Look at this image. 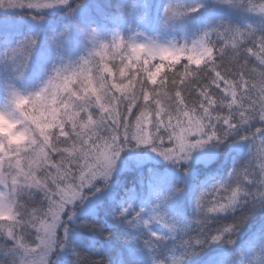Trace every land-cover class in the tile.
I'll return each mask as SVG.
<instances>
[{"label": "snow or ice", "instance_id": "snow-or-ice-1", "mask_svg": "<svg viewBox=\"0 0 264 264\" xmlns=\"http://www.w3.org/2000/svg\"><path fill=\"white\" fill-rule=\"evenodd\" d=\"M17 9L31 26L0 38V114L24 125L0 141V264H244L245 230L264 239V0H0ZM50 12L66 22L44 36ZM222 146L242 158L193 177L194 153ZM129 149L138 187L114 190Z\"/></svg>", "mask_w": 264, "mask_h": 264}, {"label": "trees", "instance_id": "trees-1", "mask_svg": "<svg viewBox=\"0 0 264 264\" xmlns=\"http://www.w3.org/2000/svg\"><path fill=\"white\" fill-rule=\"evenodd\" d=\"M96 3L101 4H107L112 3L115 4L116 0H96ZM4 11L0 12V15H3ZM16 13V12H15ZM14 14V13H13ZM26 16V15H24ZM52 19L51 24L49 25H43V33L44 36H51L53 34L52 29H59L65 22V18L63 17L62 13H55L50 15ZM30 26H23L19 29H1L0 30V38H2L5 34H12L18 30H26ZM5 75V68L3 64H0V80L3 79ZM3 103V98L0 96V104ZM231 147L228 146H222L220 149H217V158L216 160L211 163L208 166H204L200 163H193V177H199L203 178L204 176L213 174V173H219V174H226L227 170L231 167L232 159L235 158H242V153H238L237 150H230ZM135 151L134 149L125 150L121 154L122 158L125 160L126 164H128V167L125 168L124 171H118L113 174V178H117L116 180H119L118 187L116 190H123L125 188L131 187L133 185H137V179L140 174V170L136 169L132 166V163L128 160L129 152ZM149 164L157 169H164L165 167H168L163 161H149ZM87 191V190H86ZM105 204L107 205V201H105ZM188 215V211L185 213ZM98 217L102 219L108 226H111V228L118 229L120 232H123L124 230V222L120 219L118 212H115L111 209L110 205H108L105 210H102L98 212ZM84 221L86 223H97V219L93 218L90 215L87 214H81L78 213V219L77 222ZM108 230V229H106ZM252 229H246L244 232V237H246L249 232ZM80 235L90 241H96L98 244H106L107 241L105 240V237L101 235V233L93 230L91 232L87 230H80ZM112 242H115V234L111 238ZM209 253L206 252L207 255ZM99 258V257H94Z\"/></svg>", "mask_w": 264, "mask_h": 264}, {"label": "clouds", "instance_id": "clouds-1", "mask_svg": "<svg viewBox=\"0 0 264 264\" xmlns=\"http://www.w3.org/2000/svg\"><path fill=\"white\" fill-rule=\"evenodd\" d=\"M235 2V0H234ZM161 43H166L168 41H172L173 43H176L177 45L184 43L180 39V35L177 34H171L163 37L158 38ZM49 68H51V65H49ZM44 79H47V76L44 77ZM17 88L19 91L27 94L28 92L34 91L32 88L24 89L20 88L19 84H17ZM51 91V90H49ZM5 103L3 100L2 105ZM0 105V106H2ZM9 112H12L14 116H18V113H15L11 108L8 109ZM24 125H19L16 128H13L12 124L9 122V120L5 117V115L0 114V141H2L5 145H8L9 141L15 136L16 131L22 129ZM13 149L15 148V145L11 146ZM77 222V221H76ZM84 221H80L77 223H81ZM257 231H250L249 234L244 237L243 236V241L242 244L244 245L243 247V252H244V257L243 261L244 264H264V250L259 251L258 253V259H253L254 256L257 255V253H254L252 251V244L259 245L260 243H264V239H256L257 236ZM57 264H61V262H57Z\"/></svg>", "mask_w": 264, "mask_h": 264}, {"label": "rangeland", "instance_id": "rangeland-1", "mask_svg": "<svg viewBox=\"0 0 264 264\" xmlns=\"http://www.w3.org/2000/svg\"><path fill=\"white\" fill-rule=\"evenodd\" d=\"M90 2H96V0H90ZM4 10H0V12H2ZM27 9H17V10H10L3 13V15H0V30L1 29H19L23 26H31V20L27 15ZM16 12V13H15ZM14 13V14H13ZM57 12H50L47 14L45 20L43 21V25H49L52 22V19L50 15L55 14ZM26 15V16H24ZM2 105V104H0ZM230 150H237L235 147H231ZM203 151V150H201ZM151 155V154H150ZM199 156H200V152L194 153V159L193 161H191V165H192V169H193V163H200L199 160ZM217 158V156H216ZM216 158L211 161L208 164H203L205 167L210 165L211 163H213ZM154 161H158V159L154 160ZM194 171V170H193ZM193 171L192 174H193ZM117 178H113L112 177V184L110 185V187L114 190H116V188L118 187L119 184V180H116ZM104 190L101 191V193H96L95 196L90 195L88 197V200L85 201V206H87L91 201L96 200L99 197H102ZM106 201V200H105Z\"/></svg>", "mask_w": 264, "mask_h": 264}]
</instances>
